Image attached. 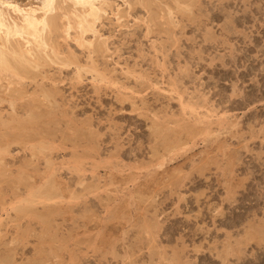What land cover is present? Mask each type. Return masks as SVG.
<instances>
[{"label": "rangeland", "instance_id": "1", "mask_svg": "<svg viewBox=\"0 0 264 264\" xmlns=\"http://www.w3.org/2000/svg\"><path fill=\"white\" fill-rule=\"evenodd\" d=\"M96 4L0 37V264H264V0Z\"/></svg>", "mask_w": 264, "mask_h": 264}, {"label": "bare ground", "instance_id": "2", "mask_svg": "<svg viewBox=\"0 0 264 264\" xmlns=\"http://www.w3.org/2000/svg\"><path fill=\"white\" fill-rule=\"evenodd\" d=\"M58 1L59 0H43L42 7L39 9H34V8L23 9V8H20L17 4H13V2H11V1L0 0V8L1 7L7 8L4 10H0V37L2 34H3V37H5V38L6 37L11 38V37H17V36H19V37H25L26 36L30 40V41H27L29 44L31 43V40H32L37 45L38 44L43 45V47H44L45 46L44 44H46L47 42H44L43 39H45V38L42 39L43 34H44L43 32L47 28L49 29V27L52 26V25L50 26L48 16L52 12H54V10H56V8H57L56 6L58 5ZM71 1H73L75 6L83 7V9L86 10V17L82 18V19L80 17L81 20L79 21V27L84 31V33L87 32L88 30L90 31L91 30L90 27H92V26L90 25V23L87 22V19H88L87 17H91L95 20H97V17H98V19H99L100 16H98V15H100L99 14L100 9L97 7V4H96V2L98 0H71ZM11 12L16 13L15 15L20 14L22 24L19 25L17 22H13L11 24L8 21L7 15L9 13L11 14ZM82 16L84 17V15H82ZM8 44H9V42H8ZM2 48H3V46H2ZM3 49H1V43H0V62H1L0 64H3L4 62H6V60L9 59V58H6V59L4 58V54L6 55L7 53L2 52ZM5 49H7V48H5ZM14 52H17L16 48H15ZM8 55H9V53H8ZM6 57H8V56H6ZM22 57H24V56H22ZM13 58H14V56H13ZM22 59H24V58H22ZM20 60H21V57H20ZM9 61H7L8 62V64L6 63L7 65L10 64ZM27 63H28V60H27ZM4 67H7V66H4ZM10 69H11V67H10ZM256 260H257V258H256ZM241 262H243V261H241Z\"/></svg>", "mask_w": 264, "mask_h": 264}]
</instances>
